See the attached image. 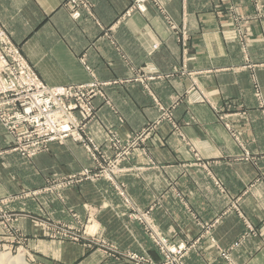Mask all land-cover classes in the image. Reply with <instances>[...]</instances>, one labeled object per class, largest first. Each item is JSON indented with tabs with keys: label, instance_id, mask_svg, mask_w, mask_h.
<instances>
[{
	"label": "crops",
	"instance_id": "1",
	"mask_svg": "<svg viewBox=\"0 0 264 264\" xmlns=\"http://www.w3.org/2000/svg\"><path fill=\"white\" fill-rule=\"evenodd\" d=\"M66 1L0 0V24L47 86L92 78L107 84L110 106L93 102L96 116L86 133L103 149L107 129L135 145L119 180L139 210L151 209L155 226L171 242L189 245L211 232L215 244L202 239L187 264H222L218 251L228 249L236 264H264V126L253 95L256 86L264 101V0H157L158 8L149 5L129 19L122 15L133 0H87L89 11L77 21ZM183 22L190 36L186 71L179 39L169 28ZM193 82L208 105L183 100ZM209 106L230 116L242 146ZM4 135L0 126V166L25 173L22 165L31 170L44 163L49 173L34 186L0 181V198L8 195L4 188H42L48 177L61 181L88 166L83 149L69 140L51 146L32 165L21 164ZM62 195L61 202L47 196L37 206L28 201L26 210L47 212L49 200L55 220L101 212L95 217L109 242L159 259L107 182H78Z\"/></svg>",
	"mask_w": 264,
	"mask_h": 264
},
{
	"label": "rangeland",
	"instance_id": "2",
	"mask_svg": "<svg viewBox=\"0 0 264 264\" xmlns=\"http://www.w3.org/2000/svg\"><path fill=\"white\" fill-rule=\"evenodd\" d=\"M67 1L65 2V4L67 3ZM134 2L135 0L132 1L131 5L134 4ZM65 4L64 7L68 12L69 17L71 18V11L68 10ZM149 5L151 6L154 5L155 7L158 8V2L156 4H152L150 1L148 4H145L144 12H136L134 14L130 13L128 16H125V18H123L122 15V19H129L135 14H144L147 11V7ZM87 11H89V8L88 10H85L83 8L79 10L81 16L83 13ZM0 27L9 36L12 43L20 49V47L13 42L11 34L1 24ZM169 28L170 31L173 32L174 35H177L176 37H178L179 39L181 50L183 56L185 57L184 63L182 64V70L186 71L188 66L187 63L189 62V58H187L190 48L189 31L186 27L185 22H183L181 26H176L173 24ZM153 47L154 46H152V50ZM193 86L194 88L203 92L207 101V103L204 104L208 105L207 95L202 89H200L197 86L196 82H193L191 86L188 88V90L184 94L183 100L188 105L191 106L198 104V103L193 104L187 98V92L191 90ZM253 95L257 102V107L259 110L261 121L264 126V120L262 119V112L264 111V101L260 90H258L256 86L254 88ZM106 106H110V105H106ZM210 109L217 117V120L221 124H223L224 128L231 132V136L233 137V140L237 144H239V146H242L240 144L239 134H235L232 131V128L227 121L230 116L223 113V115L226 117V121L222 122L219 120V117L216 115L214 111L215 108L210 107ZM226 125L229 127V129L226 128ZM1 128L3 129L2 126ZM3 133L5 134L4 135L5 142L6 144L9 145V138L6 135L4 129H3ZM64 144L65 143L50 144L31 159H25L17 154L16 155L19 156V158H21L20 159L21 164L26 163L32 165L34 160H36L40 155L47 154L49 152L51 153V150L53 149L51 148V146L61 147L64 146ZM97 145L99 146V144ZM105 145L107 146L106 149L100 147L103 154L102 156H104L107 160L112 161L115 156V153L112 150L111 146L109 145L107 139H105ZM78 146L81 147L80 145ZM243 152H244V158L248 159L250 157L249 153L245 152L244 150ZM246 153L248 154V157L245 156ZM132 154L133 151L130 152V154L127 155V157L132 156ZM85 155L87 156L86 153ZM125 158L119 164L120 172L113 179L114 182H110L104 178H97L92 181H85V182L97 183V184L102 182H107L111 186L116 197L119 198L123 206L127 208V210L129 211L128 214L129 220L133 223L138 224L141 227L145 236L149 240L153 250L155 251V253H157V256L159 258L158 260H154L146 251L143 252L141 251V253L139 254L131 250L124 251V250H120L116 245L109 242L108 236L103 234L102 227L95 217V215L98 217V215L100 216L101 214H103L101 212L98 213L94 211L91 212L92 214H89L88 212L86 218L77 217L76 214H72L71 215L72 219L66 218L65 215L62 214L61 220H55L52 216V213L49 212L48 210L50 203L53 202V201L49 202V200L44 203L47 212H44L43 207L39 212L36 211L35 214H31L30 211L26 210V204L28 201L32 204L35 203V205L37 206L36 201L38 200V198L42 196H47L52 198L54 197L55 200L61 202L63 199L62 194L63 192H65L67 188V185L64 182L70 176L64 178L61 181H56V182H54L55 177H48L44 181L45 184L44 187L33 190H27L28 188L27 189L25 188L23 190V188L21 187H19L18 189L17 187H15V189L10 192L6 188H4L6 193L8 192V195L0 198V253L3 254L8 253L9 255L12 256L23 255L25 264H187V259L190 253L193 252V249L195 248L196 244H199L202 241V239L203 240L207 239V241L209 240L208 242H210L211 244H215V240L211 232L208 230H206L196 240L190 242L189 245H186L185 243H183V241H181L180 243H173L170 241L168 236L163 235L159 231V229H157L155 223L151 218V212H152L151 209L147 208L146 210H139L137 206L133 203V201L130 199L124 184L121 183V181L119 180L121 174L124 172L123 169H121V164L125 161ZM87 159H88V166L87 167L84 166L82 170L79 171V173L82 172L84 169L89 168L92 174L97 176L101 174L102 176L104 172L102 170H99L100 168L99 164L101 163V161L92 160L89 156H87ZM1 163L2 161H0V164ZM70 163L71 161L68 162V165ZM74 164L80 165L78 161H76ZM45 169H48V167L44 163L40 168L35 167L34 169L31 170H28L26 167L24 168L22 165V170H24L25 173H23L20 169L15 170V168L8 172L5 169V166H0V181H4L8 179V180H12L13 184L21 185L22 183L23 184L30 183V185L34 186L38 183V181H40L39 178L42 179L43 175L49 173L48 171H45ZM118 189H121L124 192V194H126L125 198L130 201V205H127L124 202V199L119 196V193L117 191ZM230 207L233 210L237 209L236 203L232 204V206L230 205ZM137 213L145 215V217L148 220H150L152 229H150L146 224L144 225L133 218L134 214ZM217 221L218 220H215L213 222V225H215ZM24 224H28V227L30 226L32 228V231L29 232V229L27 231ZM247 237L248 236H246V234L243 236V238H247ZM39 242H45L44 243L45 245L41 246ZM52 243L56 244L57 247L55 249ZM68 244L77 246L78 251L76 252L73 249H68L69 248ZM164 246L166 247L182 246L183 249L179 255L169 256L167 260ZM132 255H135L137 259L133 260L131 258ZM217 259L222 264H236L231 260V249L219 250Z\"/></svg>",
	"mask_w": 264,
	"mask_h": 264
},
{
	"label": "built area",
	"instance_id": "3",
	"mask_svg": "<svg viewBox=\"0 0 264 264\" xmlns=\"http://www.w3.org/2000/svg\"><path fill=\"white\" fill-rule=\"evenodd\" d=\"M150 1L152 4L157 3L156 0H135L123 13V18L130 13L144 12L145 4ZM65 6L71 11L74 21L80 19L81 8H89L87 0H68ZM157 48V45H154L153 50ZM80 63L85 66L83 59ZM86 70L89 72L88 68ZM106 86L107 84L94 78L77 85L47 86L24 58L21 50L0 27V125L9 138V151L22 158L31 159L50 144L70 140L80 145L92 160L101 161L99 170L104 172L102 176L94 175L86 168L79 174L70 176L64 182L67 187L97 178L114 182L113 179L120 172V162L135 146L124 143L113 130H105V139L115 153L110 161L102 156L100 146L86 133L88 123L95 120L96 116L93 102L100 99L109 105L104 94ZM187 98L193 104L207 103L203 92L194 86L187 92ZM214 111L220 121H226V117L217 108ZM262 119L264 120V111ZM226 128L229 129L227 125ZM245 156L248 157V154ZM121 189L117 190L119 196L130 205ZM133 218L152 229L151 222L145 215L137 213ZM164 249L167 259L169 256L179 255L183 247L164 246ZM131 258L137 259L135 255Z\"/></svg>",
	"mask_w": 264,
	"mask_h": 264
},
{
	"label": "bare ground",
	"instance_id": "4",
	"mask_svg": "<svg viewBox=\"0 0 264 264\" xmlns=\"http://www.w3.org/2000/svg\"><path fill=\"white\" fill-rule=\"evenodd\" d=\"M0 264H25V262L23 255L12 256L8 253H0Z\"/></svg>",
	"mask_w": 264,
	"mask_h": 264
}]
</instances>
